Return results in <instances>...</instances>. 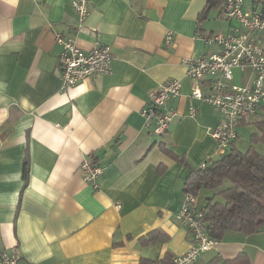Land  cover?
Masks as SVG:
<instances>
[{
    "label": "crops",
    "instance_id": "obj_1",
    "mask_svg": "<svg viewBox=\"0 0 264 264\" xmlns=\"http://www.w3.org/2000/svg\"><path fill=\"white\" fill-rule=\"evenodd\" d=\"M205 5L91 0L88 31H81L71 0H0V253H19V264H140L189 249L191 233L178 216L184 186L190 165L221 157L210 134L221 114L192 97L183 59L217 49L205 36L240 26L221 8L200 17ZM244 8L261 11L264 0H246ZM58 32L84 50L109 44L111 72L64 87ZM255 35L264 47V27ZM171 77L182 83L167 103L178 115L157 134L142 110L150 91ZM252 78L251 69H235L233 82ZM200 85L208 93L210 78ZM237 133L229 149L264 153V103ZM86 159L104 169L97 189L81 174ZM208 194L202 191L197 206ZM154 230L168 236L143 243ZM242 251L250 264H264V230L228 231L191 264L214 257L226 264Z\"/></svg>",
    "mask_w": 264,
    "mask_h": 264
},
{
    "label": "built area",
    "instance_id": "obj_2",
    "mask_svg": "<svg viewBox=\"0 0 264 264\" xmlns=\"http://www.w3.org/2000/svg\"><path fill=\"white\" fill-rule=\"evenodd\" d=\"M245 1L224 0L222 12L237 19L240 26L205 36L206 44L215 45L216 50L196 58L183 59L188 66L187 74L193 79L192 97L211 103L221 114L219 123L210 129L216 141V151L220 155H224L237 138L240 121L255 115L264 103V47L255 35L258 29L264 27V11L245 10ZM71 2L79 16V30L88 31L85 20L90 13L91 0ZM173 35V31L167 32V45L173 44ZM56 39L61 45L58 63L64 87L75 86L92 75L111 72L113 55L109 44L96 42L90 50H84L73 37L58 32ZM248 68L253 72L251 83H234L235 69L244 71ZM206 78H210L208 93H204L200 85ZM181 87V80L171 77L150 91V101L142 110L146 127L157 134L168 130L178 113L167 103L180 94ZM189 113L196 116L197 108L191 106ZM80 171L94 189L99 188V178L104 171L101 165L86 159L81 163ZM178 216L190 231L192 242L186 252L173 257V262L191 264L216 246L219 240L209 235L193 194H185ZM19 261V253H0V264H19Z\"/></svg>",
    "mask_w": 264,
    "mask_h": 264
},
{
    "label": "trees",
    "instance_id": "obj_3",
    "mask_svg": "<svg viewBox=\"0 0 264 264\" xmlns=\"http://www.w3.org/2000/svg\"><path fill=\"white\" fill-rule=\"evenodd\" d=\"M223 3L224 0H206L200 17H206L212 8H222ZM202 191L212 192L204 198L201 207L197 206L210 236L222 240L231 230L244 234L264 230V153L254 146L245 151L231 147L217 159L199 166L190 165L184 193L193 194L197 201ZM160 234L168 236L162 230H154L147 239L142 237L143 243L156 242ZM225 262L250 264L251 257L242 251ZM140 264L175 263L168 254L158 259L141 258ZM206 264H220V261L214 257Z\"/></svg>",
    "mask_w": 264,
    "mask_h": 264
},
{
    "label": "rangeland",
    "instance_id": "obj_4",
    "mask_svg": "<svg viewBox=\"0 0 264 264\" xmlns=\"http://www.w3.org/2000/svg\"><path fill=\"white\" fill-rule=\"evenodd\" d=\"M208 193H210V194H211L212 192H211V191H208Z\"/></svg>",
    "mask_w": 264,
    "mask_h": 264
}]
</instances>
